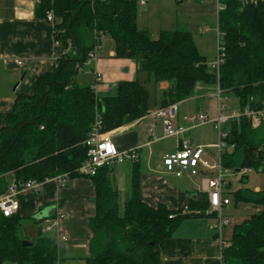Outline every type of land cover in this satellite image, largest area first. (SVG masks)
I'll use <instances>...</instances> for the list:
<instances>
[{"label":"trees","instance_id":"16d2710c","mask_svg":"<svg viewBox=\"0 0 264 264\" xmlns=\"http://www.w3.org/2000/svg\"><path fill=\"white\" fill-rule=\"evenodd\" d=\"M220 1L225 6L217 16L223 60L216 71L199 54L190 33L162 31L153 40L139 30L138 0H39L36 16L44 18L52 10L56 18V67L37 79L31 96H18L6 116L0 130V195L11 181L41 182L59 174L79 177L76 170L87 158L84 141L97 118L102 131L111 132L149 114L151 92L138 80L118 83L114 96L101 99L93 86L76 84L101 36L110 37L114 56L134 61L137 73L153 86L167 85L161 108L188 99L198 84H218L224 95L238 98L241 110L264 105V0L250 5ZM225 131L224 143L232 151L221 152V167L235 173L264 172V123L253 128L242 117L229 121ZM111 172L103 167L90 178L95 215L89 221L92 237L84 264H160L158 245L170 239L184 219L203 216L192 212L205 211L206 196L199 193L191 199L185 214L182 208L170 210L163 204L151 207L142 200L135 162L130 196L120 209ZM232 199L258 211L234 226L228 246L222 249V264H264V191L244 188ZM20 225L16 215L5 218L0 213V264H56L55 238L39 231L31 245L23 246Z\"/></svg>","mask_w":264,"mask_h":264},{"label":"crops","instance_id":"0c3cea01","mask_svg":"<svg viewBox=\"0 0 264 264\" xmlns=\"http://www.w3.org/2000/svg\"><path fill=\"white\" fill-rule=\"evenodd\" d=\"M37 4L38 0H0V130L7 114L12 111L16 98L20 95L31 96L37 79L56 67L54 27L44 18L36 16ZM140 8L144 14L141 12V17L137 16L139 30L146 31L153 40L162 31L190 33L199 54L211 67L213 61H208L205 57L207 51L203 42L207 32L218 34L216 0H145V5ZM156 14L158 17H154ZM156 26L160 28L159 31ZM102 40L103 37L96 59L88 61L80 72L84 75V78H80L82 83L77 81L78 75L76 84L82 87L93 86L96 96L101 99L114 96L118 83L138 80L148 90L151 89V95H155L160 84L155 87L145 75L138 74L134 61L116 58L113 42L104 49ZM95 77L99 81H95ZM162 84L164 92L167 85ZM203 85L198 84L191 97L174 105L177 125L190 128V124L186 127L183 122H187L188 116L200 112V102L210 86ZM212 87L216 88L215 85ZM161 97L155 99L154 96V100H150L148 115L109 134L119 151L137 150L143 202L151 207L163 204L170 210H178L192 198H197L201 179L210 173L202 171L199 176L184 174L177 178L162 167V158L176 152L177 140L170 138L175 142L172 151L158 146L165 140H161L162 121L155 120L151 114L161 108ZM191 102L194 104H189ZM190 106L194 108H189ZM204 158L207 160L206 150ZM131 173L132 163L129 162L112 167L110 182L118 192L120 209L130 196ZM94 199L95 190L90 178L74 177L63 188L48 180L40 193L20 196L16 214L21 224L20 236L31 243L45 225L62 214L63 217L57 220L56 226L44 235L55 237L58 232L67 237L64 242H56L59 264H84L89 256L92 237L89 221L95 215ZM230 207L231 205L225 208L230 210L226 214L232 213ZM253 210L258 211L257 208ZM214 223V219L205 216L184 219L173 236L156 248L160 264H222V250L216 244L212 230ZM225 228L223 237L228 246L231 235L228 239L225 237Z\"/></svg>","mask_w":264,"mask_h":264},{"label":"built area","instance_id":"2783aa9c","mask_svg":"<svg viewBox=\"0 0 264 264\" xmlns=\"http://www.w3.org/2000/svg\"><path fill=\"white\" fill-rule=\"evenodd\" d=\"M52 2V0H47ZM105 1V0H97ZM243 5L256 4L257 0H240ZM39 2V0H38ZM145 5V0H138V6L142 7ZM225 6L220 0H216V14L224 10ZM46 22L55 25L56 18L52 10L46 12L44 17ZM102 37V36H101ZM101 37L97 38L94 49L89 53L88 60L96 59L97 51L101 47ZM219 43L217 44V58L211 67L218 71L219 66L223 60V47L221 44V35L217 34ZM55 46L58 45L54 41ZM88 63V62H87ZM21 65V62H18ZM96 81H99L98 77H95ZM215 92L211 96L216 100V114L215 117L210 119L205 114H194L186 118L190 124V128H184L175 123V111L174 106L167 108H160L155 110L151 116L155 120L162 121V136L161 140L175 138L177 140V150L173 154L165 155L162 158V167L166 172L172 173L175 177L180 178L184 174H189L192 177L199 176L202 171L210 173L209 176H204L201 179L200 194L206 196L207 208L202 213L197 210L193 211L192 214L199 215L214 219L215 223L212 226L214 231L215 242L222 250L225 245L223 230L229 225L227 217L222 215V211L231 205V199L227 193V186L229 182L226 180L228 176V170H225L220 165V154L225 146L224 139L227 133L223 127H225L229 121L238 120L242 117L247 118L253 128H257L261 123H264V105L260 108H250L249 106L244 107L240 113L226 114L224 101L222 98V92L218 86L215 85ZM206 124H212L218 133L219 141L218 144L213 146V149L217 150L219 156V163L211 166L210 163L204 158L206 148L201 146H194L193 143L187 138V132L195 127L203 126ZM84 146L87 148V158L76 170L79 177L91 178L95 176L99 169L103 167H114L117 165L124 164L126 162L135 163L138 162V153L136 149L121 152L117 149L112 141L109 132H103L99 118L95 120L92 126L89 136L84 141ZM251 172V169L239 170L237 174L244 177ZM51 180L55 182L57 187H66L70 181L68 174H59L52 178L45 179L44 181L38 182L34 180L22 182L17 184L12 181L7 190L0 195V213L3 217L9 218L17 214L19 206V198L25 194L36 195L40 193L42 186L45 182ZM189 213L187 205L182 207V214ZM62 214L56 216V220L45 225L41 230L42 234L49 233L52 228L57 224V220L62 218ZM173 216H170L172 218ZM56 242H64L67 237L57 232L55 235ZM56 264H59L58 261Z\"/></svg>","mask_w":264,"mask_h":264},{"label":"rangeland","instance_id":"374dc122","mask_svg":"<svg viewBox=\"0 0 264 264\" xmlns=\"http://www.w3.org/2000/svg\"><path fill=\"white\" fill-rule=\"evenodd\" d=\"M143 9L138 8L137 16L141 17V14ZM142 12V13H141ZM144 14V13H143ZM154 17H158L156 14ZM146 18V16H145ZM156 30L159 31L160 28L156 26ZM195 39V38H194ZM112 39L108 36H104L102 40L103 48L105 49V46L107 44H112ZM219 43L217 38V33L209 31L205 34V42H203V46L205 48V51H207L205 57L208 61L215 62L217 58V44ZM212 55V56H211ZM82 72V71H81ZM84 78V75L79 73L78 82L79 84L82 83L80 78ZM80 79V81H79ZM204 86V85H203ZM208 87V86H207ZM207 91H205V98L201 100L200 102V112L201 114L207 115L210 119L215 117L216 114V100L211 95L214 94L215 88L214 87H208ZM164 85L160 84L157 89L155 95H151L150 100L159 99L163 94ZM151 90V89H150ZM203 91V90H202ZM222 98L225 99L224 106H225V113L226 114H233V113H240L241 112V106L238 98L234 96L233 94H222ZM189 104H194V102H191ZM189 108H194V106H190ZM199 112V113H200ZM198 114V113H197ZM184 126H189V123L183 122ZM225 129V127H223ZM187 138L192 141L194 146H201L206 148V156L207 160L211 164V166L217 165L219 163V156L217 150L213 149V146L218 144L219 136L215 128L212 124H206L203 126L195 127L190 130L189 133L186 134ZM174 139H165L161 143H159L158 146H162L163 149L172 151L174 149ZM206 143H211L212 145L208 146ZM227 149L228 152L232 151V147H228L225 145L222 149V152H225ZM242 175H239L235 173L234 171L228 172V176L226 180L229 182V186L227 189L228 195L231 197V209L233 210L231 214L228 213V209H224L222 211V215L228 218L229 225L225 228V237L228 239L229 235L232 234V230L235 225L240 224L242 221L248 219L251 214H254L255 207H252L250 204H235V202L232 199V194L237 192L240 189H249L255 191V189L259 191H264V172L251 170V172L246 175L247 181L245 184H241V177ZM198 181V178H195V181ZM200 192V189H199ZM198 212L202 213L201 211L197 210Z\"/></svg>","mask_w":264,"mask_h":264},{"label":"water","instance_id":"95a60500","mask_svg":"<svg viewBox=\"0 0 264 264\" xmlns=\"http://www.w3.org/2000/svg\"><path fill=\"white\" fill-rule=\"evenodd\" d=\"M239 172V170H236V173H238ZM244 179H246L247 180V178L245 177ZM193 199V198H192ZM22 245L23 246H29V245H31V243L30 242H27V241H23L22 242Z\"/></svg>","mask_w":264,"mask_h":264}]
</instances>
